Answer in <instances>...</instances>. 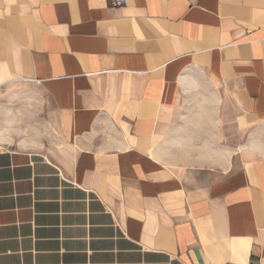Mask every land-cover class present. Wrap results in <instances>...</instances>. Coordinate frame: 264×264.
Here are the masks:
<instances>
[{
	"label": "crops",
	"instance_id": "1",
	"mask_svg": "<svg viewBox=\"0 0 264 264\" xmlns=\"http://www.w3.org/2000/svg\"><path fill=\"white\" fill-rule=\"evenodd\" d=\"M0 264H264V0H0Z\"/></svg>",
	"mask_w": 264,
	"mask_h": 264
}]
</instances>
